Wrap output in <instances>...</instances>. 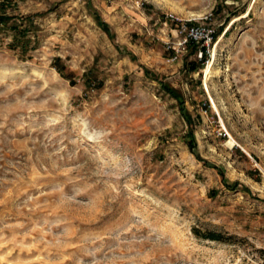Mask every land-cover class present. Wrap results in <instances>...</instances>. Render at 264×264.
Segmentation results:
<instances>
[{"label":"rangeland","instance_id":"374dc122","mask_svg":"<svg viewBox=\"0 0 264 264\" xmlns=\"http://www.w3.org/2000/svg\"><path fill=\"white\" fill-rule=\"evenodd\" d=\"M2 13L0 264H264V0Z\"/></svg>","mask_w":264,"mask_h":264},{"label":"trees","instance_id":"16d2710c","mask_svg":"<svg viewBox=\"0 0 264 264\" xmlns=\"http://www.w3.org/2000/svg\"><path fill=\"white\" fill-rule=\"evenodd\" d=\"M10 20H11V17L6 15L5 13H2L0 14V30L3 29V28H6L7 26L10 25ZM102 25H105L106 27H108L107 23H105L104 21L102 22ZM11 26V25H10ZM12 27V26H11ZM16 28V27H15ZM18 39V38H17ZM20 43V40L18 39V41ZM22 42V47H26L28 42L26 41H21ZM27 43V44H26ZM190 45H192L194 48H198V44L194 43V42H190L189 43ZM202 50V49H201ZM203 55H206V57L208 56V53L206 51V49L203 47ZM56 62H61V58L60 57H57L55 59ZM57 68L60 70V71H63L62 70V66H57ZM195 68V67H194ZM148 73H150L149 70H147ZM151 74V73H150ZM152 78L160 81L164 86L165 88L171 93L173 94L174 96L180 98L178 92L173 88L171 87L170 85H168L167 83H164L162 78L159 76V75H156V74H153L151 75ZM208 166L210 167H213L215 169L218 170V172L221 174L222 176V180L224 182V184L228 187H232L226 180L225 178V174H224V171L217 165L213 164V163H209L208 161L202 159ZM201 238H204V239H208V240H214V241H224L223 237H222V234L218 231H215V230H210L208 231L207 233H205Z\"/></svg>","mask_w":264,"mask_h":264},{"label":"built area","instance_id":"2783aa9c","mask_svg":"<svg viewBox=\"0 0 264 264\" xmlns=\"http://www.w3.org/2000/svg\"><path fill=\"white\" fill-rule=\"evenodd\" d=\"M181 32L185 34L183 43L192 41L201 43L203 46H210L213 39V31L202 25H181ZM202 53V52H201Z\"/></svg>","mask_w":264,"mask_h":264}]
</instances>
